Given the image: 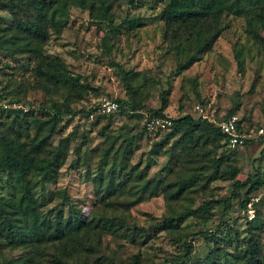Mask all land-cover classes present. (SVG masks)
<instances>
[{
    "label": "rangeland",
    "instance_id": "rangeland-1",
    "mask_svg": "<svg viewBox=\"0 0 264 264\" xmlns=\"http://www.w3.org/2000/svg\"><path fill=\"white\" fill-rule=\"evenodd\" d=\"M162 7L160 0H139L133 5L117 1L108 11V19H98L88 9L70 6L68 24L60 34L50 33L43 51L66 64L76 79L71 89L46 83L24 56L0 54L2 108L24 112L23 108L28 111L56 103L63 111L58 124L63 131L54 134L51 143L55 145L66 134L70 138L68 156L57 177L33 185L39 209L62 223L70 207L94 222L103 218L114 223L92 225L66 243L44 241L27 247L0 240V262L28 257L33 264H129L139 255L142 264H196L197 260L208 261V252L218 245L238 264L241 260L235 259L236 245L244 242L249 220L241 201L249 187L248 179L257 174L263 183L248 196L255 203L259 201L253 208L254 219H259L263 228L260 259L264 264V138L254 133L243 146H218L216 142L178 152L173 144L179 134L170 136L169 129L143 130L145 115L159 107L164 90H168V106L163 113L171 118L189 114L219 121L233 113L249 129L264 126V43L247 35L244 17L224 15L221 34L212 49L177 72L178 59L167 48L169 34L164 36ZM6 18L0 11V23ZM236 54L243 59L241 69ZM103 97L129 103L133 99L139 107L132 111L127 104L121 114L98 123L78 113ZM4 120L0 111V123ZM32 135L33 130L22 132L20 139L29 146ZM131 135L134 152L124 162L129 177L120 173L119 179H125V184L109 196L104 186L97 187L93 175L102 160L110 162L115 154L118 157V146ZM161 140L167 143L158 153L152 152V144ZM215 159L227 173L236 166L234 177L209 180ZM199 172L205 175L199 183L175 194L178 179ZM234 180L243 186L234 187ZM17 189L15 181L0 172V194L10 195ZM208 201H212L208 210L200 208ZM189 209L195 214L186 215L177 226L154 227L164 218ZM135 227L143 231H135ZM200 231L213 233L218 243L203 239ZM181 256L182 261H165ZM193 258L195 262L190 263Z\"/></svg>",
    "mask_w": 264,
    "mask_h": 264
},
{
    "label": "trees",
    "instance_id": "trees-1",
    "mask_svg": "<svg viewBox=\"0 0 264 264\" xmlns=\"http://www.w3.org/2000/svg\"><path fill=\"white\" fill-rule=\"evenodd\" d=\"M120 1L127 4H135L139 0H0V11L7 15V20L0 23V54L10 57L24 56L28 63L32 64V70L39 77H44L45 82L55 87L71 89L76 79L68 72L66 64L58 59H53L44 54L43 45L49 39L50 33L60 34L66 27L69 20L70 6L88 9L91 16L98 19H108V11L114 2ZM163 4L161 9V20L163 21L164 36L168 50L174 53L178 61L177 72L187 69L202 56L210 51L222 31V18L224 15L240 16L245 18V30L247 35L257 43H264V0H160ZM238 68L243 67V59L236 54ZM128 73V72H127ZM43 81V86L46 83ZM133 94L134 90L128 87ZM168 90L162 91L160 105L151 109L144 118H170L171 126L168 128L169 135L179 134L174 142L173 149L178 152L199 144H214L225 146L228 144L226 136L219 130V127L207 118L199 115L193 117L189 114L171 118L163 111L168 106ZM118 109L109 114L95 113L94 122L100 119H110L116 114H121L130 104L132 111L137 110L139 102H128L125 99H114ZM7 108V107H6ZM67 109V107H66ZM92 108L80 109L87 117ZM0 111L5 120L0 123V172L5 173L15 181L17 192L10 195L0 194V240L9 244H23L31 246L40 242H67L75 240L76 236L92 225L101 226L113 225L108 219H99L94 222L93 218L87 219L81 210L74 207L69 208L65 223L55 218H50L39 209V202L33 193V185L38 181L49 182L54 180L61 167L64 165L69 152V135L66 134L57 139L52 145L51 140L54 134L62 133L63 129L58 127L63 111L60 105L52 103L49 107L40 105L38 108H31L22 112L15 108H2ZM38 114V115H36ZM21 115L22 120H18ZM233 113L226 115L227 118ZM137 116H140L138 114ZM264 128V126H262ZM10 128V131L8 130ZM144 128V127H143ZM260 128V127H259ZM237 129L240 133H251L252 136L258 128L249 129L248 126L238 119ZM33 130L32 143L27 146L26 140H21L22 132L28 134ZM144 132L149 133L146 128ZM160 131V130H158ZM102 136H107L101 131ZM247 138L244 145L251 140ZM134 135L125 137L118 146L120 154L112 157L110 162L102 160L97 167L93 179L98 188H103L104 193L113 195L123 187L125 179H119L120 173L124 172L125 178L130 172H126L125 159L131 157L134 152ZM167 141H156L152 144V152L158 153ZM112 142L104 149V156L111 149ZM187 151V150H186ZM179 155V153H176ZM173 155V154H172ZM231 153H229V156ZM209 180L218 178H232L237 173V168L232 167L231 172L221 168L220 163L215 159L211 166ZM225 172V174H224ZM140 177V174L136 175ZM205 175L199 172L188 177L180 178L176 182L179 195L186 189L199 183ZM34 178V179H33ZM31 179L34 181L31 182ZM117 180V182L115 181ZM249 187L244 193L241 206L246 211V204L250 200L248 196L263 181L255 174L248 179ZM115 181V182H114ZM234 187L243 186L237 180L233 182ZM260 200V199H259ZM252 205L256 207L257 203ZM212 205V201L205 202L204 210ZM195 214L194 209L183 211L176 216L164 218L154 227L163 229L175 227L186 215ZM254 217L246 222V238L241 245H236L235 259L241 260L238 264H262L260 259L261 244L260 233L263 230L259 219ZM135 231H143L141 228H134ZM205 240H213L217 244V237L209 231L198 233ZM70 243V242H68ZM208 252V261L196 264H235L233 257H228V252L218 249V245ZM232 256V255H231ZM179 259H165L166 262L182 261ZM189 259V262L193 263ZM0 264H33L28 257L11 258L0 262ZM129 264H142L139 255H134Z\"/></svg>",
    "mask_w": 264,
    "mask_h": 264
},
{
    "label": "built area",
    "instance_id": "built-area-1",
    "mask_svg": "<svg viewBox=\"0 0 264 264\" xmlns=\"http://www.w3.org/2000/svg\"><path fill=\"white\" fill-rule=\"evenodd\" d=\"M91 108L93 110L88 117L92 119L95 113L109 114L115 112L118 109V104L112 98L103 97L99 99L94 105H92ZM23 109L24 111L27 110L25 108ZM195 110H197L198 112H200V114H202L201 113L202 109L199 106H196ZM202 117L206 118L205 115H202ZM238 119L239 118L236 115H230L227 118L220 119L219 121H213L211 119L208 120L215 123L219 127V130L226 136L228 144L231 147H235V146H243L246 139L252 137V134L250 132L240 133L238 131L237 129ZM171 124H172L171 119L167 117L145 118L143 123L144 128H146L148 131L168 129L171 126ZM256 134L264 138V128L263 127L258 128ZM256 200L257 199H255V201ZM253 201L254 199L253 200L250 199L246 204V213L249 219L254 217V208L252 205Z\"/></svg>",
    "mask_w": 264,
    "mask_h": 264
}]
</instances>
